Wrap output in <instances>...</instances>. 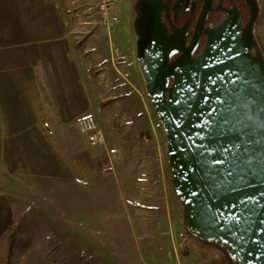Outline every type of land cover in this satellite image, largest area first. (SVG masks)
<instances>
[{"label": "crops", "instance_id": "1", "mask_svg": "<svg viewBox=\"0 0 264 264\" xmlns=\"http://www.w3.org/2000/svg\"><path fill=\"white\" fill-rule=\"evenodd\" d=\"M84 1L0 0V201L6 200L12 211V223L0 235V256L17 264H75L69 260L70 245L60 236L67 232L63 221L58 218L55 229L32 225V217L49 218L48 212L33 210V198L21 192L32 183L51 181L81 184L87 192L77 201L86 200L93 211L101 201L105 210L127 217L143 244L142 259L127 264H170L178 196L176 206L175 199L170 204L167 192L147 193L127 172L129 150L114 122L120 100L108 96L115 92L108 76L125 77L128 66L115 65L112 52L107 63L83 46L82 33L93 29L90 20L83 22L86 14H80ZM258 2L254 35L264 55V0ZM98 24L105 27L100 18ZM135 59L129 68L137 73ZM137 66L140 70L138 61ZM103 87L106 95L100 92ZM89 113L97 116L105 143L91 145L80 131L77 121ZM150 196L159 197L160 204H144ZM159 210L163 215L158 217Z\"/></svg>", "mask_w": 264, "mask_h": 264}, {"label": "water", "instance_id": "2", "mask_svg": "<svg viewBox=\"0 0 264 264\" xmlns=\"http://www.w3.org/2000/svg\"><path fill=\"white\" fill-rule=\"evenodd\" d=\"M156 0H142L134 22L137 60L148 97L168 138L175 191L187 232L220 243L235 264H264V55L254 53L260 6L246 0L251 17L240 25L237 7L205 32L197 55L150 50ZM207 0L199 28L213 9ZM149 44H148V39Z\"/></svg>", "mask_w": 264, "mask_h": 264}, {"label": "rangeland", "instance_id": "3", "mask_svg": "<svg viewBox=\"0 0 264 264\" xmlns=\"http://www.w3.org/2000/svg\"><path fill=\"white\" fill-rule=\"evenodd\" d=\"M96 4L97 0H85L83 9L80 8L82 9L80 14H86L83 22L88 23V19L93 24L91 31L82 33L81 42L83 46L88 47V52H98L104 56L103 58L107 63L111 62L113 48H118L121 52L126 53L129 58L128 72H124L125 77L129 78V83L125 77L108 76L110 81H113L112 86H115V92L111 90L108 96L110 97L113 93L111 96L120 100L119 112L115 115L114 122L122 132L125 145L129 150L127 152L128 157L125 156L127 172L135 183H143V189L147 193L167 192L170 204L171 200L175 199L176 206L175 194L177 193L169 164L167 134L148 97L144 78L141 76V71L138 69L133 54L135 52L133 26V4L135 1L122 0L118 2L117 8L121 19L110 29L100 27L98 24ZM133 59L136 61L137 73L129 68L133 66L131 63ZM100 92L106 95L104 87ZM119 178L123 180L124 174H119ZM82 186L81 184L78 186L77 184L44 181L24 187L21 192L31 196L34 200L32 203L35 206L32 209L42 208L48 212L49 216V218L34 216L31 224L37 226L45 224L55 229V221L58 218L61 223L63 221L67 227V232L60 234V236L72 249L70 263L127 264V260L138 261L142 259L143 244L141 239L132 231L133 229L130 230L127 217L122 212L105 210L101 201L96 202L98 211L90 210L89 202L84 199L77 201L76 196L82 193L85 195L87 192L86 188ZM149 198L148 201H144V204H160L159 197L150 196ZM177 200L178 222L175 221V225L178 226L174 246L176 249L172 248L167 253L168 258L173 260L170 261V264H177V255L181 264H212L216 258L219 262L225 263L224 260L226 259H223V253L218 248L201 242L187 232L184 225L183 203L179 197ZM76 208L79 211L75 213ZM62 212H65V216L59 217ZM160 215H163L162 210H159L156 216L159 217ZM49 219L50 221H48ZM91 230H96L97 233L90 232ZM0 264L17 263L2 255L0 256Z\"/></svg>", "mask_w": 264, "mask_h": 264}, {"label": "flooded vegetation", "instance_id": "4", "mask_svg": "<svg viewBox=\"0 0 264 264\" xmlns=\"http://www.w3.org/2000/svg\"><path fill=\"white\" fill-rule=\"evenodd\" d=\"M134 1L133 24L136 19L141 16L139 5L142 0ZM206 1L207 0H156L155 6L152 5L151 9H156L155 13L157 14V18L149 19L145 24V29L153 30L156 34L154 42L150 44V50L154 51L155 48V52H178L170 58L171 62L176 59L181 52L190 50L193 39L197 35V47L192 50V52H195L194 55H197L206 44L207 34L205 30L208 27L215 26L226 18V9H232L234 7L239 9L241 27H245L250 20L251 10L246 0H213V9L210 11L207 19L201 23V27L199 28L200 16ZM149 40L150 38L148 39V44ZM135 52H137L136 35ZM253 52H263L259 42L258 46L253 49ZM213 246L223 253L228 264L236 263L233 258L228 259L225 256V247H220L219 242H215Z\"/></svg>", "mask_w": 264, "mask_h": 264}, {"label": "built area", "instance_id": "5", "mask_svg": "<svg viewBox=\"0 0 264 264\" xmlns=\"http://www.w3.org/2000/svg\"><path fill=\"white\" fill-rule=\"evenodd\" d=\"M118 1L122 0H98L96 4L95 9L99 15L101 24L109 29L121 19L120 14L116 11V3ZM112 61L115 65L125 64L129 62V58L118 48H113ZM77 123L80 131L91 145H98L106 142V134L101 128L95 114H85L78 119Z\"/></svg>", "mask_w": 264, "mask_h": 264}, {"label": "trees", "instance_id": "6", "mask_svg": "<svg viewBox=\"0 0 264 264\" xmlns=\"http://www.w3.org/2000/svg\"><path fill=\"white\" fill-rule=\"evenodd\" d=\"M11 223H12V211L10 205L6 200H1L0 201V235H2L10 227Z\"/></svg>", "mask_w": 264, "mask_h": 264}]
</instances>
